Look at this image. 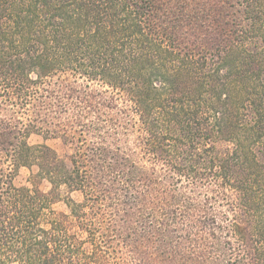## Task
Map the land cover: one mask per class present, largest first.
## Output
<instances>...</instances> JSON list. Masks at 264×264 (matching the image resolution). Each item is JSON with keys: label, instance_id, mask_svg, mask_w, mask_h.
Instances as JSON below:
<instances>
[{"label": "trees", "instance_id": "trees-1", "mask_svg": "<svg viewBox=\"0 0 264 264\" xmlns=\"http://www.w3.org/2000/svg\"><path fill=\"white\" fill-rule=\"evenodd\" d=\"M177 4L0 0V264H264V0Z\"/></svg>", "mask_w": 264, "mask_h": 264}, {"label": "rangeland", "instance_id": "rangeland-1", "mask_svg": "<svg viewBox=\"0 0 264 264\" xmlns=\"http://www.w3.org/2000/svg\"><path fill=\"white\" fill-rule=\"evenodd\" d=\"M178 1L177 4V8L180 9H186L185 11L188 12L191 17H192V1L193 0H176ZM194 1H203V0H194ZM184 3H188V5L186 7H184ZM29 143L31 145H40V144H46L49 147H51L54 151L57 152V154L62 157L67 164L69 165L70 161H69V157L70 155L73 153L74 151V145H71L69 143H65L61 138L56 137V138H45V136H43L42 134H37V133H33L30 138H29ZM30 176V171L28 169H21V171L19 172V175L17 176L15 183L17 185H30V183L28 182ZM40 188L44 191V192H48L51 188L50 184L46 181L42 182L40 185ZM185 191L187 193H189L190 195H192V189H185ZM70 197L73 200H75L76 202H81L83 200V195L80 192H75V193H68L66 191V189L63 187L61 190V193L58 197V201L53 205V208L55 209V211H57L58 213L60 212H64V213H68V207L66 205V198Z\"/></svg>", "mask_w": 264, "mask_h": 264}]
</instances>
